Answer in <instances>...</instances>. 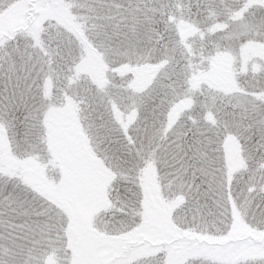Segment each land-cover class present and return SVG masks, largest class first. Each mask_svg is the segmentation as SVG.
<instances>
[{
    "label": "snow or ice",
    "instance_id": "snow-or-ice-1",
    "mask_svg": "<svg viewBox=\"0 0 264 264\" xmlns=\"http://www.w3.org/2000/svg\"><path fill=\"white\" fill-rule=\"evenodd\" d=\"M0 264H264V0H0Z\"/></svg>",
    "mask_w": 264,
    "mask_h": 264
}]
</instances>
